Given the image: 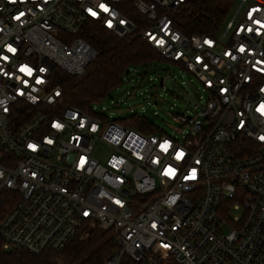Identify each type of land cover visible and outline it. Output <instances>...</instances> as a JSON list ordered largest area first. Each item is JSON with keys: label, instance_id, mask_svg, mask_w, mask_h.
Returning <instances> with one entry per match:
<instances>
[{"label": "built area", "instance_id": "2783aa9c", "mask_svg": "<svg viewBox=\"0 0 264 264\" xmlns=\"http://www.w3.org/2000/svg\"><path fill=\"white\" fill-rule=\"evenodd\" d=\"M188 1L0 0V189L18 196L5 250L60 251L99 228L116 243L106 264H264V0H238L220 37L177 28ZM89 23L198 79L207 98L176 115L181 139L59 112L55 70L82 77L98 57Z\"/></svg>", "mask_w": 264, "mask_h": 264}, {"label": "trees", "instance_id": "16d2710c", "mask_svg": "<svg viewBox=\"0 0 264 264\" xmlns=\"http://www.w3.org/2000/svg\"><path fill=\"white\" fill-rule=\"evenodd\" d=\"M238 0H189L172 13L177 28L184 34L215 35ZM82 36L98 52V57L87 67L82 77L55 70L54 84L63 89L57 108L60 111L76 106L90 112L93 104L109 95L122 83L131 66L149 67L162 58L139 35L118 38L97 23H89ZM142 131L154 132L144 117L130 118ZM18 196L0 189V227L6 214L14 207ZM116 248L109 232L95 228L85 239H73L63 250H46L39 255L22 249L5 250L0 235V264H106Z\"/></svg>", "mask_w": 264, "mask_h": 264}, {"label": "rangeland", "instance_id": "374dc122", "mask_svg": "<svg viewBox=\"0 0 264 264\" xmlns=\"http://www.w3.org/2000/svg\"><path fill=\"white\" fill-rule=\"evenodd\" d=\"M237 6L230 9L217 33L219 37ZM129 71V74L123 76L122 83L111 90V97L105 96L93 104L94 110L113 121L139 115L153 127L181 139L183 135L178 131L180 125L176 115L190 114L196 104H203L207 98L198 79L191 72L166 60L154 62L149 67L131 66ZM108 153L109 150L102 145H97L94 151V155L101 161ZM235 214L237 212L233 211L231 216Z\"/></svg>", "mask_w": 264, "mask_h": 264}, {"label": "water", "instance_id": "95a60500", "mask_svg": "<svg viewBox=\"0 0 264 264\" xmlns=\"http://www.w3.org/2000/svg\"><path fill=\"white\" fill-rule=\"evenodd\" d=\"M128 74V72H127ZM160 85L162 86L163 85V79L161 78V81H160ZM109 97H111V95H109Z\"/></svg>", "mask_w": 264, "mask_h": 264}, {"label": "snow or ice", "instance_id": "6c2138e0", "mask_svg": "<svg viewBox=\"0 0 264 264\" xmlns=\"http://www.w3.org/2000/svg\"><path fill=\"white\" fill-rule=\"evenodd\" d=\"M103 7V6H102ZM105 11H108L107 8H104ZM93 15H95V13H93ZM111 26V25H110ZM57 127H59V125H57ZM182 155V154H181Z\"/></svg>", "mask_w": 264, "mask_h": 264}]
</instances>
